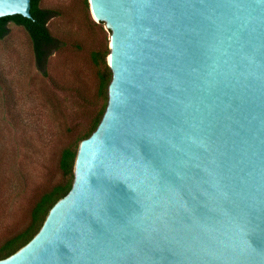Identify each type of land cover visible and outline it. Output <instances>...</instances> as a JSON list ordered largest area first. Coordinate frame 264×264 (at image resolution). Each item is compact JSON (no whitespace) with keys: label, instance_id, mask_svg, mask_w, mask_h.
Listing matches in <instances>:
<instances>
[{"label":"water","instance_id":"obj_1","mask_svg":"<svg viewBox=\"0 0 264 264\" xmlns=\"http://www.w3.org/2000/svg\"><path fill=\"white\" fill-rule=\"evenodd\" d=\"M107 99L69 190L0 264H264V0H88ZM30 0H0V17Z\"/></svg>","mask_w":264,"mask_h":264},{"label":"rangeland","instance_id":"obj_2","mask_svg":"<svg viewBox=\"0 0 264 264\" xmlns=\"http://www.w3.org/2000/svg\"><path fill=\"white\" fill-rule=\"evenodd\" d=\"M54 11L47 27L57 39L45 73L35 65L25 29L8 22L0 38V244L30 221L42 193L63 182L62 149L73 146L105 106L99 93L109 31L88 0H40ZM107 57V55H106Z\"/></svg>","mask_w":264,"mask_h":264},{"label":"trees","instance_id":"obj_3","mask_svg":"<svg viewBox=\"0 0 264 264\" xmlns=\"http://www.w3.org/2000/svg\"><path fill=\"white\" fill-rule=\"evenodd\" d=\"M30 17H24L20 14L6 15L0 17V38L8 32V22H14L22 26L30 37L35 65L45 73V65L48 56L57 47V39L50 33L47 22L54 16V11L40 6V0H30ZM108 46L99 53H92L94 62L98 60L102 64V72L99 78V93L102 95L107 92V84L110 80V70L107 65L106 55ZM106 105V104H105ZM105 106L92 120L89 129L77 137L73 146L62 149L59 158V167L66 178L63 182L56 184L51 189L45 191L36 200L32 209L30 221L17 234L6 238L0 244V259L7 257L24 245L39 229L50 207L63 195L67 193L71 186L73 177V163L76 155L78 143L81 139L87 137L98 124Z\"/></svg>","mask_w":264,"mask_h":264}]
</instances>
